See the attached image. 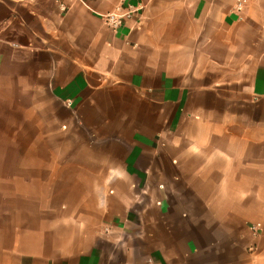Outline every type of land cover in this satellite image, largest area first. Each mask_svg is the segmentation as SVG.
<instances>
[{"label":"crops","instance_id":"crops-1","mask_svg":"<svg viewBox=\"0 0 264 264\" xmlns=\"http://www.w3.org/2000/svg\"><path fill=\"white\" fill-rule=\"evenodd\" d=\"M242 1L0 0V264H264V0Z\"/></svg>","mask_w":264,"mask_h":264},{"label":"built area","instance_id":"built-area-1","mask_svg":"<svg viewBox=\"0 0 264 264\" xmlns=\"http://www.w3.org/2000/svg\"><path fill=\"white\" fill-rule=\"evenodd\" d=\"M68 1H72V0H56L58 8L61 11L68 10L69 8ZM242 8H243V1L238 0V2L236 3V9L240 11L242 10ZM133 12H134V8L132 5L129 4L128 6H124L122 3H119L114 7L112 11L104 15V20H105V23L110 28H112L113 30H116L122 25L123 21L126 18H129L132 16ZM250 229L253 234H258V232L261 229V223L255 222L251 224Z\"/></svg>","mask_w":264,"mask_h":264},{"label":"rangeland","instance_id":"rangeland-1","mask_svg":"<svg viewBox=\"0 0 264 264\" xmlns=\"http://www.w3.org/2000/svg\"><path fill=\"white\" fill-rule=\"evenodd\" d=\"M4 166H0V169L3 168ZM3 170V169H2Z\"/></svg>","mask_w":264,"mask_h":264}]
</instances>
